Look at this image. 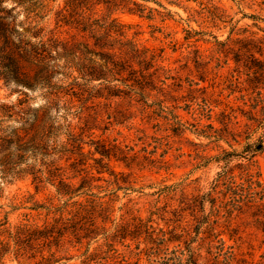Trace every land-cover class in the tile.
Masks as SVG:
<instances>
[{
  "label": "trees",
  "instance_id": "16d2710c",
  "mask_svg": "<svg viewBox=\"0 0 264 264\" xmlns=\"http://www.w3.org/2000/svg\"><path fill=\"white\" fill-rule=\"evenodd\" d=\"M193 2L199 7L191 13L205 23L216 26L230 20L213 0ZM254 2L264 8V0ZM116 13L150 20L152 31L161 32L165 39L150 43L143 37L140 20ZM172 13L161 0H0V75L5 82L22 87H43L44 98L32 111L21 97L10 103L0 98V178L5 182L29 174L37 185L48 183L55 188V194L44 201L32 200L26 206L30 210L16 222L7 215L0 218V264L9 255L49 264L58 257L53 246L68 251L87 248L92 242L109 247L98 264H264V238L260 259L255 262L252 243L227 216L195 218L193 229L172 221L160 224L156 217L162 218V207L148 217L126 211L128 217L111 218L117 189H133L130 183H118L120 171L110 168L111 156L120 154L125 162L143 164L146 160L149 164L155 152L148 148L150 140L158 144V139H164L156 133L173 125L181 132L178 109L182 107L184 50L204 39L202 35L222 42L212 30H197L190 24L176 37V31L165 30L171 26ZM250 15L264 20L256 13ZM235 27L232 24L226 38L246 43L237 53H264V28L257 26L261 36L245 29L240 37L232 36V32L240 34V27ZM216 67L220 66L207 61L202 68L214 76ZM198 82L191 80L187 103L193 107L200 98L210 116L214 104L209 95L195 93L206 89L197 86ZM115 101H125L128 113L138 115L135 130L139 134L134 137L142 143L139 149L133 145L126 150L109 135L96 137L94 133L103 121L111 125ZM220 101L229 105V100ZM258 106L251 114L260 125L264 124V99ZM153 123L157 125L149 134ZM85 137L99 151L100 156L93 157L95 166L80 156ZM258 143L256 150L263 148V138ZM227 152L234 154L235 150ZM242 157L234 164L226 158L214 187L224 184L232 194L238 192L237 187L257 192L259 188L262 197L255 190L251 199L262 202L264 180L259 163L249 155ZM22 162L27 166L22 167ZM103 171L113 180L104 178ZM111 184V192L101 194ZM250 222L264 226L262 218Z\"/></svg>",
  "mask_w": 264,
  "mask_h": 264
},
{
  "label": "rangeland",
  "instance_id": "374dc122",
  "mask_svg": "<svg viewBox=\"0 0 264 264\" xmlns=\"http://www.w3.org/2000/svg\"><path fill=\"white\" fill-rule=\"evenodd\" d=\"M58 1L61 0H55ZM161 1L174 12L173 19L168 20L171 26L166 27L165 30L176 31V37L180 38L183 34L182 28L190 24L197 30H212L222 42L215 41L212 36L202 35L204 39L196 41L189 50H184L182 107L178 109L181 117V132H178L176 125H173L161 133H156L158 136L164 135L162 137L164 139L161 142L158 139V144L150 140L151 144L148 148L155 152L150 156L149 164L146 160L143 164L125 162L120 159V154L111 156L110 168L120 171L117 175L120 179L118 183L126 186L130 183L133 186V189H117L118 195L112 202L111 218L118 220L122 215L128 217L129 212L148 217L151 211H157L162 207L165 209L162 218L154 214L160 224L164 221H172L177 226L193 229L195 218L204 215L227 216L233 218L238 228L236 231H241L252 243L253 248L250 251L253 252L256 262L260 259L259 254L263 248L261 241L264 238V226L252 225L250 220L264 219V201L261 202V199L252 201L251 197L253 198L252 195L256 190L261 198V190L258 188L257 192V189H249L248 192L246 188L237 190L240 187H234L238 192L232 194L224 184L215 188L214 180L226 158L234 164L243 159V155H249L257 160L264 180V146L256 150L260 138L264 140V124H256L251 114V109L259 108L258 103L264 99V53L253 55L237 53V49L243 48L246 43L239 40L230 41L226 38L232 24L236 25L235 28L240 27V34L232 32V36L241 37L246 34L245 29L255 30L257 36H261L263 32L258 30L257 26L264 28V20L253 18L250 13L264 17V8L257 5L254 0H213L227 14L226 19L230 18L229 21L219 22L214 26L191 13L192 9L199 7L193 0L182 1L179 4L168 0ZM148 3L155 5L151 1ZM116 14L124 19L140 20L143 37L148 38L150 43H160V39H165L161 32L152 31L150 20L126 13ZM207 61L210 65L220 66L216 67L214 76L211 72L203 71L202 67ZM200 77L205 79L201 80ZM191 80L199 81L197 85L199 87H206L195 93L198 96L207 94L212 99L214 105L210 116L209 107H206L200 98L199 103L194 104L193 107L188 105ZM42 88L39 86L27 88L13 82L8 83L0 75L1 100L10 103L21 97L26 101L28 111L44 103ZM221 99L229 100V105L225 106ZM112 104L113 110L110 116L112 123L110 126L106 125V121L100 123V128L94 131L96 137L102 134L109 135L111 140L116 141L126 150L133 145L134 149H139L142 143L134 137L139 134L135 130L139 121L138 115L128 113L129 109L127 110L125 101H115ZM209 123L213 127L209 126ZM156 125V123L152 124L148 130L149 134L153 133ZM107 126L110 128H105ZM119 130L121 134L118 133ZM166 139L169 143L165 142ZM84 141L86 143L83 144V152L80 156L86 163L95 166L93 157H99V151L95 150L94 143H90L88 137H85ZM231 149L235 150L234 154L227 152ZM21 166L26 167L27 162H22ZM102 175L109 180L114 178L108 171H103ZM98 182L105 184L104 180ZM111 188H113L112 184L107 190L101 191V194L108 195ZM212 189L222 191L214 192ZM53 194H55L53 185L48 183L37 185L29 174L5 182L0 178V218L7 215L9 220L16 222L22 213L30 210L26 206L32 200L42 202ZM62 247L61 250L52 247L58 257L49 264H98L106 258L109 248L95 242L89 244L87 248H70L68 251L64 250V246ZM244 249H248L246 243ZM35 259L9 255L2 264H35Z\"/></svg>",
  "mask_w": 264,
  "mask_h": 264
}]
</instances>
